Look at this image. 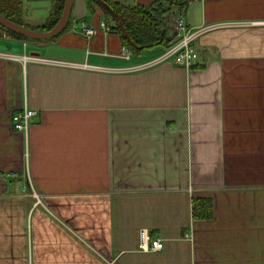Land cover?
I'll return each mask as SVG.
<instances>
[{"label":"crops","instance_id":"crops-1","mask_svg":"<svg viewBox=\"0 0 264 264\" xmlns=\"http://www.w3.org/2000/svg\"><path fill=\"white\" fill-rule=\"evenodd\" d=\"M85 2L55 39L0 31V52L58 61L0 57V264H264V0H189L197 62L127 70L165 50L132 52Z\"/></svg>","mask_w":264,"mask_h":264},{"label":"trees","instance_id":"trees-1","mask_svg":"<svg viewBox=\"0 0 264 264\" xmlns=\"http://www.w3.org/2000/svg\"><path fill=\"white\" fill-rule=\"evenodd\" d=\"M65 0H52L46 20L32 26L26 22L23 0H0V14L7 19L32 30L45 31L53 28L58 22ZM89 12L96 7L101 11L110 30L119 35L123 46L134 53H141L146 48L161 46L164 50L169 46V28L173 20L183 16L188 8L189 0H152L147 5H140L135 0L129 4L121 0H86ZM71 13L66 26L56 35L44 39L21 35L0 25V31L21 41L52 40L70 28ZM211 201L203 198L193 201V216L205 218L210 215Z\"/></svg>","mask_w":264,"mask_h":264},{"label":"built area","instance_id":"built-area-1","mask_svg":"<svg viewBox=\"0 0 264 264\" xmlns=\"http://www.w3.org/2000/svg\"><path fill=\"white\" fill-rule=\"evenodd\" d=\"M100 26L109 29L105 22H100ZM173 26L176 30V34L171 39L169 47L164 51L162 55L153 59L147 63L132 65L129 67H119L117 70H127V69H140L146 65H150L153 63L172 60L176 64L183 65L186 67H190L197 62L198 53L194 46V41L198 37L200 33H202L205 29L210 28L209 26H201V27H190L187 25L185 19L182 16H178L175 18L173 22ZM98 26L90 25L85 21H82L77 24V29L82 31L86 35H92L96 33ZM122 56L129 58L130 52L123 50ZM0 57H4L10 60H18L25 65L29 61H40L47 63H56L58 61L45 59L33 55H19L15 53L9 52H0ZM36 110L27 107L26 105L20 109L19 111L13 113L11 117L12 127L13 129L24 133L26 136L28 135L33 117L36 115ZM8 177H16L18 176L17 172L8 173ZM31 195L35 199V205L42 204L41 195L35 191H31ZM140 248L144 250H160L162 248V240L158 238H152L149 232L146 229H140Z\"/></svg>","mask_w":264,"mask_h":264},{"label":"water","instance_id":"water-1","mask_svg":"<svg viewBox=\"0 0 264 264\" xmlns=\"http://www.w3.org/2000/svg\"><path fill=\"white\" fill-rule=\"evenodd\" d=\"M152 0H135V2L137 4L140 5H147L151 2ZM72 2L73 0H65L64 3V7L61 13V16L58 20V22L56 23V25L49 29V30H45V31H40V30H32L26 27H23L9 19H7L6 17H4L3 15L0 14V25L9 28L21 35L27 36V37H32V38H39V39H44V38H48V37H52L54 35H56L60 30H62L68 21V18L70 16L71 13V9H72Z\"/></svg>","mask_w":264,"mask_h":264},{"label":"rangeland","instance_id":"rangeland-1","mask_svg":"<svg viewBox=\"0 0 264 264\" xmlns=\"http://www.w3.org/2000/svg\"><path fill=\"white\" fill-rule=\"evenodd\" d=\"M121 1L131 4L134 0H121ZM75 2L76 0H73L72 9L75 7ZM23 5H24V11H26L28 14V17H26L27 18L26 22L30 23L32 26H35L39 24L40 21L46 18L50 10L51 0H23ZM170 30H171V26L169 28V35H170ZM2 41L3 42L0 44V48L6 49L7 48L5 44L6 39H3ZM12 49L18 50L15 49L14 47H12ZM161 52H162V47L155 46L152 48L144 49L142 53L152 54V53H161Z\"/></svg>","mask_w":264,"mask_h":264}]
</instances>
